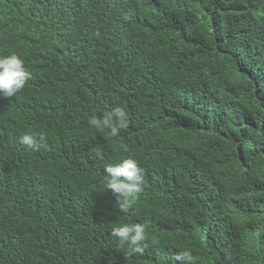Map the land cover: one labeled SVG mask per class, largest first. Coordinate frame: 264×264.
<instances>
[{"label":"trees","instance_id":"trees-1","mask_svg":"<svg viewBox=\"0 0 264 264\" xmlns=\"http://www.w3.org/2000/svg\"><path fill=\"white\" fill-rule=\"evenodd\" d=\"M13 52L32 75L0 97V264H264V0H0ZM115 105L117 137L89 126ZM129 156L123 213L103 169ZM133 222L129 256L110 231Z\"/></svg>","mask_w":264,"mask_h":264},{"label":"clouds","instance_id":"clouds-1","mask_svg":"<svg viewBox=\"0 0 264 264\" xmlns=\"http://www.w3.org/2000/svg\"><path fill=\"white\" fill-rule=\"evenodd\" d=\"M31 72L25 67L24 61L16 53L0 55V97L11 98L22 91ZM90 127L103 132L107 130L111 137H117L122 129L128 127L129 113L124 107L115 105L102 116H92L88 120ZM20 143L27 149L39 151L47 147L44 134L25 132L20 136ZM122 152L129 151L128 145H119ZM95 157L103 160V152L94 149ZM145 183L144 170L131 156L121 159L116 164L105 165L103 169V190L110 191L116 199V207L120 212L127 213L133 205V198L140 193ZM110 234L115 237L120 247H126L129 256L143 254L150 239L146 226L142 223H122L111 228ZM174 261L182 264H196L192 253L188 250L178 251L173 256Z\"/></svg>","mask_w":264,"mask_h":264}]
</instances>
